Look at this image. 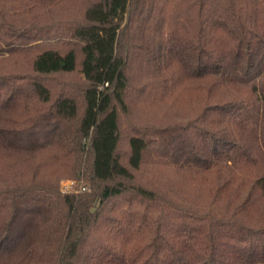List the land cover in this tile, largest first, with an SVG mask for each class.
<instances>
[{
  "label": "trees",
  "instance_id": "1",
  "mask_svg": "<svg viewBox=\"0 0 264 264\" xmlns=\"http://www.w3.org/2000/svg\"><path fill=\"white\" fill-rule=\"evenodd\" d=\"M0 264H264V0H0Z\"/></svg>",
  "mask_w": 264,
  "mask_h": 264
},
{
  "label": "rangeland",
  "instance_id": "2",
  "mask_svg": "<svg viewBox=\"0 0 264 264\" xmlns=\"http://www.w3.org/2000/svg\"><path fill=\"white\" fill-rule=\"evenodd\" d=\"M120 149H121V151H124V149H126L125 142H124V144L121 143ZM78 186H79L78 183H75V181L72 179H62L60 182V187L62 189H66V190L67 189H71V190L76 189Z\"/></svg>",
  "mask_w": 264,
  "mask_h": 264
}]
</instances>
